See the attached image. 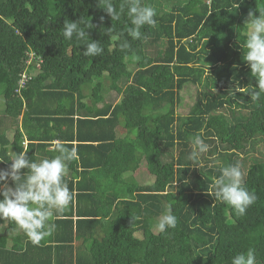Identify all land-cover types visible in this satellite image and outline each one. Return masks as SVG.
<instances>
[{
  "label": "trees",
  "instance_id": "trees-1",
  "mask_svg": "<svg viewBox=\"0 0 264 264\" xmlns=\"http://www.w3.org/2000/svg\"><path fill=\"white\" fill-rule=\"evenodd\" d=\"M112 2L119 11L125 0ZM140 3L156 10V24L143 26L134 40L127 8L112 20L103 0H0V94L7 114L21 113L15 88L25 55L33 52L42 62L23 89L32 95L22 115L30 120L29 137L78 149L65 177L75 198L54 221L63 228L55 242L69 248L80 237L93 264H231L249 249L264 264V92L253 95L257 81L244 60L245 21L249 11L264 14V0ZM80 17L95 25L87 31L103 47L101 56H84L85 45L63 36L64 21ZM125 41L129 48L120 47ZM103 75L108 88L99 81ZM94 80L100 91L85 92ZM109 86L119 94L114 105L103 100ZM177 106H187L186 114ZM39 123L48 127L44 134ZM197 135L209 150L193 160ZM44 152L37 161L56 155ZM142 161L153 176L149 185L134 178ZM236 163L257 196L242 216L210 194L221 169ZM169 208L177 226L154 231L153 221ZM15 225L7 220L0 233V261L29 264L27 253L5 247ZM136 230L142 244L133 242Z\"/></svg>",
  "mask_w": 264,
  "mask_h": 264
},
{
  "label": "clouds",
  "instance_id": "clouds-1",
  "mask_svg": "<svg viewBox=\"0 0 264 264\" xmlns=\"http://www.w3.org/2000/svg\"><path fill=\"white\" fill-rule=\"evenodd\" d=\"M103 3L102 8L112 20H119L120 14L125 12V7L127 8V15L133 25L129 28L128 35L134 40L142 38L140 30L143 26L156 24V10L151 6L142 5L140 0H125L120 5L119 11L112 0H103ZM244 25H247V51L244 60L251 69V75L256 78L258 87L253 95L258 98L260 92H264V14L256 15L249 11ZM94 27L95 25L83 17L76 21L65 20L63 36L68 40L75 38L81 42V45H85L84 56H101L103 47L99 41L91 40L87 31ZM120 47L126 49L130 45L125 41ZM25 88L26 85L18 92L17 81L15 93L21 101L25 99L23 90ZM236 91L241 92L242 89L237 88ZM28 140V142L27 140L21 142L27 143L26 147H22L23 151L18 153L12 151L9 167L0 169V197H2L0 220L14 222L33 244L39 245L43 239L55 231L53 217L64 212L75 198V192L69 188L65 177L69 173V165L78 160V149L75 145L69 147L59 140H53L49 145L50 150L56 155L33 162L27 154L28 146L42 144L44 141L39 142L30 138ZM72 143L76 144V141L73 140ZM192 144L193 151L190 158L193 160H197L201 154L209 150V145L205 143L201 135L195 136ZM221 172L222 174L214 180V191L210 194L232 206L239 215H244L246 210L256 202L257 196L245 185L241 164L228 165L223 167ZM9 180L11 186L8 183ZM176 226L177 217L170 208L158 218L155 224L159 233H165ZM231 264H257L256 255L252 249L237 253L232 257Z\"/></svg>",
  "mask_w": 264,
  "mask_h": 264
},
{
  "label": "crops",
  "instance_id": "crops-1",
  "mask_svg": "<svg viewBox=\"0 0 264 264\" xmlns=\"http://www.w3.org/2000/svg\"><path fill=\"white\" fill-rule=\"evenodd\" d=\"M0 96H2V94H0ZM26 99L27 96H25V99H22L21 113L18 116L7 114L4 98L0 103L2 117L5 119L0 124V160H2L0 161V169H7L9 167V165L11 164V161H9V159L11 158L12 151L17 153L23 151L22 147H26L27 143L22 144L21 142L26 140L28 142V138H30L29 134H32L30 120L25 119V116H22L24 111L32 104V102L29 103V96L28 99ZM84 102L88 106L95 107V104L89 102V99L85 100ZM81 114H87V109L82 108ZM7 120L10 122H8ZM39 124L40 134H44L48 130V127L42 123ZM115 132L116 134L123 133L118 129ZM37 139L38 140L36 141L41 142L39 138ZM49 144L50 143L45 140L42 144L37 143L29 145L27 151L28 157L31 158L32 156L34 157V160L37 161L38 156H40L41 154H45L44 151L50 149ZM75 178L76 176H74V179ZM8 183L11 186L10 180ZM0 199H2V197H0ZM65 212H67V209L61 214H65ZM57 215H60V213ZM57 215L53 217V222L57 219ZM0 224H2L0 225L1 233L7 225V220H1ZM59 226L62 227L61 225ZM109 228L110 222L106 221V226L103 232H106ZM62 230L63 228H58V226L56 225L55 231L50 236L43 239L39 245L33 244V246H29L28 244V247H26V244L30 239L25 235L24 231L20 229L18 225H15L13 228H10V231H8L5 247L12 253L15 252V254H17L18 252L27 253V257L26 259H24V262H27L29 264H93L94 260L90 255L89 248H87L88 245L80 237L76 236L73 241L70 242L72 247L70 246L69 248L65 246L67 244H64L67 242H64L62 244H59V242H55L54 237H56ZM48 246L50 247V249H47ZM0 264H4L3 261H0ZM99 264L105 263L100 261Z\"/></svg>",
  "mask_w": 264,
  "mask_h": 264
},
{
  "label": "rangeland",
  "instance_id": "rangeland-1",
  "mask_svg": "<svg viewBox=\"0 0 264 264\" xmlns=\"http://www.w3.org/2000/svg\"><path fill=\"white\" fill-rule=\"evenodd\" d=\"M172 1L173 0H161V2L165 3V4L166 3H170ZM174 1L180 2V3H184L186 0H174ZM127 67L130 68L129 65H127ZM96 79H98V78H96ZM99 81L102 82L104 87L108 88V83H109L110 80L107 78V76L103 75ZM96 83H97V80L95 82H93V83H90V84L86 85L87 87L85 88L84 91L88 92V90H90V86H91L92 90L95 89V93L99 92L101 88L98 86V83L97 84ZM104 87L102 88V91H101L102 94L104 93V95H103V100L104 101H110V102H113V103L119 101V94L116 93V91H114V89H112L109 86L110 90H107V92H104ZM192 91H194L193 88H191L190 92L192 93ZM28 96H29V103H30V102H32V95L29 93ZM2 100H3V98H2V96H0V103H1ZM181 105H183V104H181ZM176 112H180L181 114H186L187 106L185 108L177 106ZM3 120H5V119L2 117V110H0V124L3 122ZM8 122H10V121H8ZM260 149H261L262 152H264V143H262L260 145ZM134 178L141 185H149V184H151L153 182V176L148 172V170L145 167V162H143V161L141 162V165L139 166V168L136 169V171L134 172ZM159 217H157L153 221V229H154V231H157V229L155 228V224L157 223V220H158ZM133 239H134L133 242L135 244H137L138 242H140V244L143 243V236H142V233H141L140 230H136V231L133 232Z\"/></svg>",
  "mask_w": 264,
  "mask_h": 264
},
{
  "label": "built area",
  "instance_id": "built-area-1",
  "mask_svg": "<svg viewBox=\"0 0 264 264\" xmlns=\"http://www.w3.org/2000/svg\"><path fill=\"white\" fill-rule=\"evenodd\" d=\"M41 59L33 52H27L24 60L23 70L19 73L18 92L25 87L26 83L33 77L40 68Z\"/></svg>",
  "mask_w": 264,
  "mask_h": 264
}]
</instances>
